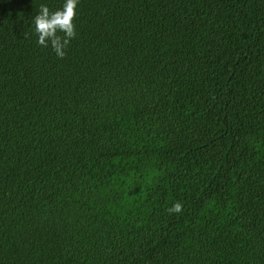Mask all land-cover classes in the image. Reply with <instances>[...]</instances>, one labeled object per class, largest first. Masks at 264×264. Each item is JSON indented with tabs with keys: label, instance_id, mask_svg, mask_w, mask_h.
<instances>
[{
	"label": "trees",
	"instance_id": "16d2710c",
	"mask_svg": "<svg viewBox=\"0 0 264 264\" xmlns=\"http://www.w3.org/2000/svg\"><path fill=\"white\" fill-rule=\"evenodd\" d=\"M62 4L0 0V264H264V0Z\"/></svg>",
	"mask_w": 264,
	"mask_h": 264
},
{
	"label": "clouds",
	"instance_id": "9594fccd",
	"mask_svg": "<svg viewBox=\"0 0 264 264\" xmlns=\"http://www.w3.org/2000/svg\"><path fill=\"white\" fill-rule=\"evenodd\" d=\"M79 0H63L62 7L50 12L46 5H41L39 12L33 18L36 43L47 46L49 43L57 57L63 58V49L69 39L75 35L73 20ZM63 33V37L58 35ZM170 212H180L181 205L175 203Z\"/></svg>",
	"mask_w": 264,
	"mask_h": 264
}]
</instances>
